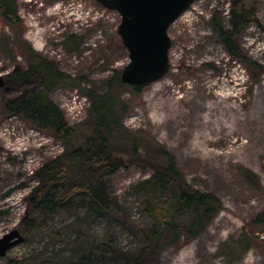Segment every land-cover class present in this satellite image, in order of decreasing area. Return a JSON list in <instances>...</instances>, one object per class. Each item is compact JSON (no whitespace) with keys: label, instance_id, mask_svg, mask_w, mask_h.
<instances>
[{"label":"rangeland","instance_id":"1","mask_svg":"<svg viewBox=\"0 0 264 264\" xmlns=\"http://www.w3.org/2000/svg\"><path fill=\"white\" fill-rule=\"evenodd\" d=\"M231 1H195L169 29L173 46L168 75L141 95L129 90L122 95L132 105L124 126L165 146L186 181L223 204L197 239L183 238L176 247L150 253L145 264H264V221H258L264 214V0H245L262 28L252 25L237 39L244 57L263 68L257 82L246 64L225 51L210 25L217 11L228 24ZM17 4V28L0 18V76H10L17 66L29 70L24 47L62 72L84 77L85 88L100 91L130 63L118 35L121 15L97 0ZM70 36L79 44L76 49L66 46ZM43 81L39 73L0 89V239L14 229L23 234L26 198L38 185L36 173L64 152L53 132L4 111V101L42 89ZM51 98L71 126L86 121L90 102L77 89L57 88ZM150 175L133 167L111 177L109 192L121 205L117 216H92L86 201L51 220L32 213L31 218L44 224L43 237L24 236L0 264H126L125 255L145 243L134 226L150 223L143 197L131 188Z\"/></svg>","mask_w":264,"mask_h":264},{"label":"trees","instance_id":"2","mask_svg":"<svg viewBox=\"0 0 264 264\" xmlns=\"http://www.w3.org/2000/svg\"><path fill=\"white\" fill-rule=\"evenodd\" d=\"M0 18L6 25L17 28L20 22L17 0H0ZM210 25L225 51L246 64L257 82L263 68L246 59L237 42L252 25L262 28L256 11L249 9L245 0H232L228 24L217 11ZM66 46L76 49L79 44L70 36ZM24 49L29 55V70L24 72L17 66L6 77V83L30 81L41 73L43 88L31 89L17 100L4 101V111L22 116L43 131L53 132L64 152L36 173L38 185L26 198L27 214L21 222L23 236L44 235V224L31 218L32 213L51 220L55 213L71 208L78 201L88 203L92 216H117L121 205L111 196L109 181L120 170L133 167L151 171L147 179L131 188L134 195L143 197V213L150 223L134 226L145 243L134 254L125 255L126 264H145L150 253L160 254L168 247H176L183 238L193 241L209 228L223 210L222 202L210 192L190 185L165 146L124 126V119L132 109L122 96L124 90L141 95L145 86L126 85L121 73H117L105 82V90L87 89L84 77L66 74L31 47ZM3 50L9 57L11 52L4 47ZM61 87L77 89L90 102L86 121L77 127L69 124L65 113L51 98V93ZM258 221H264V214ZM19 264H28V260Z\"/></svg>","mask_w":264,"mask_h":264},{"label":"water","instance_id":"3","mask_svg":"<svg viewBox=\"0 0 264 264\" xmlns=\"http://www.w3.org/2000/svg\"><path fill=\"white\" fill-rule=\"evenodd\" d=\"M196 0H97L104 8L121 15L118 35L129 53L130 63L121 72L129 86H148L162 81L170 71L173 42L170 27ZM6 78L0 76V89ZM24 240L14 229L0 239V259Z\"/></svg>","mask_w":264,"mask_h":264}]
</instances>
